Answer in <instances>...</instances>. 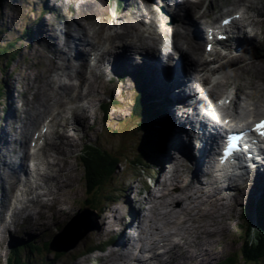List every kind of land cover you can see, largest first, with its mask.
I'll list each match as a JSON object with an SVG mask.
<instances>
[{"label":"bare ground","instance_id":"bare-ground-1","mask_svg":"<svg viewBox=\"0 0 264 264\" xmlns=\"http://www.w3.org/2000/svg\"><path fill=\"white\" fill-rule=\"evenodd\" d=\"M61 1L65 2V0ZM70 1H74L73 8L69 11L71 17L68 23L66 21L65 23L61 21L63 24L58 27H62L63 29L64 24L65 26H69L70 23L74 30L78 32V36L65 33V36L61 35V37H58L54 29L51 28L42 33L39 40L40 46L46 42L49 43L50 51L55 54V59L61 54V46L69 45V43L71 44L69 46L72 47V51L76 53L81 63L83 61L85 62L84 64H86V60L89 57V51H80L79 45L81 43L83 44V42H88L87 44L90 51L97 50L102 60L110 62L112 57L119 54V58H122V64L126 68L124 71H128L127 73H129V70L134 71L135 69L143 68L145 71L144 79L150 81L151 87L158 92L155 94H160L161 98L172 100L169 101V103L173 102L171 104L172 109L176 108L175 104L178 100H184L187 104L189 103V106L197 107L199 103H196L197 100L195 96L198 97L199 101L207 103V99L212 95H216L218 91L224 93L228 84H235L234 80H237L236 78L239 76H248L249 80H252L248 86L244 88L241 87V85L235 84V92L232 96H227V98H225V100L227 99L228 101L226 102V106L221 108L226 116L232 118V121L233 119L243 118V110L240 111V109H247L252 106L253 101V104H256L258 100L264 103L263 98L261 99L260 96H254L256 91L264 92V65L256 62L257 54H254L256 45L260 47L261 53H264V36L261 34L258 35L260 40L256 41L252 39L251 33L248 35L247 30L242 32L237 28V24H234L230 27V35L226 39L224 47L222 44H219V48L224 49L226 52L220 53L219 56L211 59L210 53L202 47V43L197 42L196 46L190 43L187 36V34L190 33L184 27L186 26L185 21H182V23L177 22V26H181L187 33L185 37H183L180 31L172 27L171 23H166L164 21V24L160 25L158 22L162 20H160L157 12L151 9L145 11L143 0H131L127 4L126 9L123 10L118 17H115V22L113 21V24L117 23L119 17H132L135 16V11H138L141 13L138 15L140 18L139 21L148 22L150 24L149 33L145 35L136 25L131 23L129 26L125 27V31L102 38L99 33L104 26V23H102L99 30L94 31V35L99 37L102 41L107 39L110 47L101 51L100 40L97 44L95 42H90L86 27L80 24V22L86 21L90 25H93V16L84 14L79 10L77 11V4H75V1L78 0ZM149 1H151L157 9L160 7L168 16L172 14L175 21H178L176 18H182L184 20L187 18L192 20L196 17L199 24H196V22L194 23V32L197 33L200 39L198 41H201L206 36L202 29H205L208 24L210 26L213 25V22L208 20L200 23L208 16V13L202 11L205 0H173L172 8L169 0ZM214 1L218 0H210V4L213 8L215 5ZM234 3L242 4L244 7L246 4V9L241 13L249 22V26L257 22L256 16L252 12L259 11V5L261 4V9L264 10V0H234ZM181 11H184V13ZM146 13L149 14L150 21H148ZM235 13H238L236 9L227 10L222 12L221 16L235 15ZM103 16L105 19L109 18L106 14ZM169 21L172 22L171 20ZM43 36L44 41L42 42ZM50 36L57 37L58 40H53ZM247 37L250 38L248 39ZM132 49H135L132 54H138L137 56H140L142 59L141 61L135 59L134 62V57L128 56V53ZM120 52H122V57ZM250 52L251 54L249 55ZM171 55L175 56L170 58ZM248 55L249 58L247 57ZM218 57L219 66H212L211 63L217 60ZM55 59L50 64V69L55 67ZM168 59L175 60L174 68L170 67L172 69H167L168 64L166 65L165 62ZM151 67L154 69H151ZM163 69H167L166 71L168 73L165 74L162 71ZM227 70H229L230 73H228ZM124 71L120 68L117 73L119 76L118 80L123 82L120 87L121 94L126 95L129 88L128 85L130 84H128L124 80V76L121 75ZM220 71H225L227 75L220 81L211 84L212 76H216ZM89 73L90 75L85 76L82 81H78L75 85V87H81L85 90L83 92L77 90V96L75 98V101L78 102L77 106L67 108L68 103L66 104L57 94L49 93L44 87H41L35 93L39 105V111L36 112V114L28 109L24 117H19L12 112L8 115L6 123L11 129H17L15 125L16 118L22 123L19 128L25 127V134L22 132L25 136V140L22 141L20 139L9 138L5 129H2L0 132V152L6 149L7 152L17 154L19 150L20 153L18 160L13 162L9 161L6 155L2 156L0 153V166L4 169V173L0 172V181L5 191V196L0 205V214H2V206L6 205L8 208V206L11 205L10 197L7 194V185L12 182L10 180L18 178V175H22L24 172L25 179H28V182L27 186L19 189L16 200L17 203L21 204L13 207L10 218L5 219L3 213L2 216L5 224L4 229L2 228L0 231L12 232L10 230L11 221L13 223H19L21 222L20 219H23L26 223V227L23 230L24 234L34 238V233L37 232L36 229L43 226L38 225L39 223L34 221L32 222V220L44 218L46 214L52 210L54 216L56 210L58 208L60 209L62 202L65 201V199H62V197L65 196V193L62 194V191L67 184L64 183L66 180L64 170H66L65 167L69 165L68 159L73 157L74 152H76L79 146L76 143L78 142L77 138L68 137L69 128L72 125L76 131H79V135L83 134V138H88L89 132L86 131L88 128L92 130L95 127V122L90 125L89 116L81 113L88 110V103L90 102L88 98L100 92L98 75L93 72V69H90ZM143 82L146 83L145 80ZM188 86L191 89V97L195 98V100H192L189 96L187 90ZM109 92L112 94L113 88H110ZM169 93L171 96H169ZM241 95H245V106L241 104ZM10 99L12 103L14 97L11 95ZM81 103L85 104L81 105ZM259 107L260 105L255 107V115L261 113ZM54 109L61 110L53 114L52 112ZM225 110H232V114L236 118L232 117L230 112ZM215 111L218 112V109ZM223 115L224 114H222L221 117H223ZM68 116H71L72 121L76 125H73V122H68ZM173 116L174 113L167 117L170 122V129H175L174 133H170L171 135L173 134L171 147L174 150L178 149L182 151L186 156H192L193 160L196 159V163L192 162V164L190 163L186 168L183 164L184 156L181 152L176 151L174 156L169 153L167 156H163V160L165 161L162 164L161 178L157 181L154 190L151 189L147 195L143 197L138 196L136 193L133 198L129 197L128 201L126 200L123 203L117 202L115 206L118 209L115 208L113 210L112 216L107 215L106 226L110 227V229H114L119 226V222H122L123 232L128 223V229H132V233H134V231L138 229L146 232V227L150 224L154 233L149 237L147 236L145 239L142 236V239H140L142 241H139L140 244L144 241H148L150 243L148 247L139 245L136 247L137 240L132 241V246H128V236L126 239H123L122 236H126L125 232H123L119 241L111 246V248L115 249L116 254L110 253L109 250L102 258L103 264H132V262L134 264H202L210 257H213L211 254L215 253L214 250L222 246L225 241L223 238L228 231L222 233L225 224H227L224 216L226 215V217H228L231 215V218H229L230 220H227L229 222L228 224H231L233 210L232 202L235 201L240 204L245 201L247 197L248 201L245 203V205H247L250 199H254L263 191L264 178L262 181L257 177L258 182L253 183L252 181L251 183V181H249L251 177L249 174L248 177L244 179V182H248L249 184L245 190L234 188L231 177L226 175L222 179L223 175L221 172H218L220 179H213L210 172L207 170L206 163L201 161L198 162L197 157L190 152L191 144L185 141L183 137L184 134L186 135V131L182 126L178 127L175 125ZM47 119H50L48 124H52V129H50L49 132L40 133L36 139V129ZM59 121L61 122V128L58 130ZM220 124L224 126L227 125L226 122H220ZM39 138H45V145L48 146L49 149L42 146L36 150V146L40 140ZM66 138H68V140ZM183 139L184 142L182 143ZM211 140L212 141L205 143L204 146L207 147V150H205V153L207 152L205 154V161L207 162H212L213 155L220 143L219 137L217 136L214 137V139L211 137ZM72 141H74V143H72ZM1 146L3 149H1ZM138 151L139 150H137V153ZM38 154H41L43 157H40ZM27 160L31 161L29 164H32L35 170H37L38 174L36 177L32 176V170L26 163ZM174 166L183 167L185 177L181 176L179 170L173 169ZM192 166H194V168ZM162 176H164V178H162ZM53 185L57 190L53 193V196L48 197L53 198V201L49 202L47 196L52 194ZM37 189L46 191L39 193ZM241 191L242 194L237 196L236 193ZM133 199H136L143 205L137 208ZM147 205L150 206L147 207ZM122 207L129 208V211H122ZM118 210L121 213L120 216ZM223 211H225V213ZM116 215L117 217L114 218ZM131 217L132 219L129 222L126 221ZM109 218L113 220L109 221ZM199 221H202V223L197 224ZM168 227H174L175 229L168 230ZM117 235H120L119 232ZM12 236L13 233H11V237ZM133 236L134 235L130 237ZM2 238L3 235H1V239ZM175 238L177 241H174ZM158 249L160 251L156 252ZM83 259H85L83 262L88 261L87 258ZM94 260H99V258L95 257ZM218 262L219 261L213 264Z\"/></svg>","mask_w":264,"mask_h":264},{"label":"rangeland","instance_id":"rangeland-1","mask_svg":"<svg viewBox=\"0 0 264 264\" xmlns=\"http://www.w3.org/2000/svg\"><path fill=\"white\" fill-rule=\"evenodd\" d=\"M38 2L40 1V5L43 4V2L41 0H37ZM46 1V3H48V5H45L46 7H49V11L48 14L46 15V17L42 16V18L39 20H37L34 24V20L30 17V16H24L22 17V13L24 11V9H21L20 12L18 10V5H21L22 2L21 0H0V48H2L1 50L3 51L4 49H9L10 47V43H12L14 45L13 49L11 50V52L7 55H3L1 56V61H0V87H1V95L2 97H0V124H1V128L2 125L4 123V119L7 116V111L11 110L12 108L14 109L15 112H20L23 113V111L26 109H30L34 114H36V112L39 111V105L37 102V96H36V91L43 86L47 92L52 93V94H57V96L59 98H61L63 101H65L66 103L70 102L67 105L71 107L72 101H75V98L77 96V90L80 91H85L83 88L81 87H75V85L77 84V82L82 81V79L88 75V71L89 66L92 67V69L94 70V72L96 73L98 71V64H99V56L96 54V52L94 50L89 51V62L86 64H80V60L79 58L77 59V56L74 57V54L70 53L71 51V46L66 45V46H61V54H59L56 59H55V54L53 52L50 51V46L49 43L46 42L44 44V46H40L39 45V40L41 38V34L44 33L46 30L48 31V29H54L56 35L59 37H61V35L63 36V32L62 33H58L61 32V30L57 29V26L61 25V21H65L68 23V19L67 17H69V11H71V9L73 8V2L74 1H70V0H65L61 1V0H43ZM48 1V2H47ZM131 0H126V3L130 2ZM30 4L35 5V0H29ZM210 0H205L204 2V7L203 9L210 12H214V14H218L219 13V6L220 7H230L233 5L234 0H218L215 1V6L213 9L211 5H209ZM75 4H77V11H81L84 14L93 16V20L92 23L93 25H90L88 22L86 21H82L80 22V24L84 27H86L87 32L89 34V41L90 42H95L96 44L99 41V37H97L96 35H94V31H98L99 28L101 27L102 23H104L103 28L101 29V31L99 32L101 34V36L106 37L107 34H110L113 32V29H109L108 27L111 26V28L113 27V21L115 22V17H113L112 15H110L109 11L113 12V10L110 9V7H106L104 4H106V2L104 0H78L75 1ZM125 4V2H124ZM29 4L26 3L24 7H27ZM107 5V4H106ZM243 6L239 5L238 8H241ZM35 8V7H33ZM40 8H43V6H40ZM157 10L154 6L152 7L151 4L149 2H147L145 4V9H153ZM104 9L107 10L108 16L109 18L105 19L104 18ZM263 12L261 13H256L253 12V14L257 17V21L258 20H263L264 19V10H262ZM120 12H118L116 14V16L119 15ZM36 14V11H34L33 16ZM66 14V15H65ZM69 14V15H68ZM135 15H140L141 13L138 11H135L134 13ZM166 14V13H165ZM164 14L163 11H160V15L159 16H164L163 20H165L166 22L169 21V19H167L166 15ZM146 16L149 17V15L146 13ZM18 17V18H17ZM40 18V17H37ZM139 19V17H138ZM137 18H130V19H123L120 18L118 20L119 24L122 23L123 25L129 26L128 24L133 23L134 25H136L138 27V29H140V31H142L144 34L146 33V29H148V22H141L139 21ZM105 21V22H104ZM33 23V28L32 29H28V27ZM161 24V23H159ZM105 25L107 26L105 28ZM254 28L257 32H262V36H264V21L262 23V29H261V25L260 24H254ZM115 29V28H114ZM64 33L66 34H72V35H77V31L74 30L73 26L70 25L69 26H65L63 29ZM181 33V32H180ZM24 34H26V36H23ZM29 34V36L32 37V42L29 43L28 40L30 38L27 37V35ZM48 34V33H47ZM183 35V33H181ZM49 36V35H48ZM78 36V35H77ZM76 36V37H77ZM51 39L53 40H58L57 37H51ZM44 41V36L42 37V42ZM33 44V45H32ZM70 44V43H69ZM35 45V46H34ZM43 45V44H42ZM71 45V44H70ZM36 48H34V47ZM39 46V47H38ZM80 47V51L82 52H86L87 51V43L83 44L81 43L79 45ZM263 47H264V43H263ZM69 49V51H68ZM259 48L255 49V52L257 53V57H256V62L263 64L264 65V53H261L260 50H258ZM78 51V52H80ZM51 52V53H50ZM14 53V61L13 63H11V65L7 66V59L9 57H12ZM81 53V52H80ZM1 55V52H0ZM43 55V56H42ZM214 57V56H213ZM210 57V58H213ZM51 58H52V62L55 59V67L53 69H50V64L51 62ZM11 60V59H10ZM9 60V62H10ZM90 63V65H89ZM6 64V66H5ZM214 65H218V63L214 64ZM90 67V68H91ZM132 70V69H131ZM226 76L224 74V72L222 71V73L218 74L216 78L212 79V82H216L219 80L220 77ZM103 82L105 81L104 79H102ZM252 80V79H251ZM249 80L248 76H242V77H238L237 80H235L236 84H241L242 86H247L248 82L251 81ZM130 82L133 84L130 87L129 93L127 95L128 100L131 102L132 104V92L134 90L135 86H138L137 84L134 83V81L132 80V78H130ZM10 83V84H9ZM97 84V81H96ZM8 85H9V91H12V87H13V97H14V101H12L9 98V92H8ZM27 87H30V91L28 92L27 96L24 95V91L27 90ZM15 88L17 89H21L22 94L21 97H19L18 95V90H15ZM229 91H233L234 87L233 86H229ZM20 93V92H19ZM260 96V98L264 99V92H255L254 96ZM222 96V95H221ZM25 97V98H24ZM108 97V95L106 96ZM217 97V96H216ZM101 97H97L94 94L92 96H90L88 98V100H90L89 107L88 110L84 111L83 114L86 115H90V119L92 120H96V116L95 114H98V107H99V101H100ZM104 101H106V98H104ZM212 101H216V99H213ZM254 103V101H253ZM244 104V103H242ZM258 105H260L259 109L261 110L262 114H258L257 119H260L262 117H264V103L263 102H256V104H254V109H252L251 114H255V107H257ZM20 109V111L17 109ZM116 109L113 108L112 110ZM120 109L124 110L123 107H121ZM61 110V109H56V111ZM111 110V111H112ZM110 111V113H111ZM225 111H232V110H225ZM123 112L129 114L130 112V107L126 110H124ZM114 114H116L118 116L117 112H114ZM113 115V112H112ZM247 119V118H246ZM116 120H120L119 122L115 123L112 122L111 123V127L110 128H106V124H109V121H103L101 123H99L97 120L95 122V127L89 131V137L87 138V140L83 141V135H79V131H76L75 129H73V127L69 128L68 131V137H72V138H77L78 142L77 145H79L76 154L74 155V157H71L70 159H68V164L65 168V187L64 190L62 191V194L65 193V196L62 197V199H65V201L62 202V206L61 208L57 209L55 212V215L53 216L54 219H56L58 222L61 221L62 217L65 216L63 218V220L61 221L60 224L56 225L55 227H53V225H55L54 220L49 219H44V218H40L37 220H32V222H36L39 224H43L46 226L40 227L41 229L38 230V233L42 234L45 232V229L48 228L47 226H49L52 230V228H54V230L52 231V234L56 232V230L61 227L64 226L65 222H68L69 220H71V218L76 214L77 209L79 208L80 205V201H82L83 198H88V191H87V183L89 179L88 177V170H87V164H86V159L87 154L83 155L81 153L82 148L84 147L85 144L88 143H94L95 145H98L99 147L102 148V150H104L103 152L107 151V152H113L114 154L120 156V154L122 153V163L120 165V170H119V177L120 179L117 181L118 177H117V173H116V183L119 184L121 178L123 176H130V171L133 172L132 168L130 165H124V160L125 158H132L133 157V151L137 148H139L141 140L143 139L142 135L143 132H136L134 131L132 128L134 127V125L132 124L131 119L127 120V123L123 124V119H114ZM134 121V119H133ZM246 121V120H245ZM245 121L239 122V124H244ZM60 122V121H59ZM72 121L70 120V123ZM135 122V121H134ZM117 125L118 129L116 131L113 132V126ZM47 124V123H44ZM44 124L42 125L41 128H43ZM22 124H20L21 126ZM75 125V124H74ZM40 128V129H41ZM59 128V127H58ZM17 130H19V133L24 132L25 134V127L22 128H18ZM24 134H16V133H12V138H18L22 141L25 140V136ZM117 134V135H115ZM68 140V138H66ZM71 142V141H70ZM126 142L128 143L131 151L129 150V148H126ZM184 142V139L182 140V143ZM72 143H74V141H72ZM143 147V146H142ZM124 150V151H123ZM4 151L8 154V160H11L15 158V154L11 153V152H7L6 149H4ZM76 157V158H75ZM187 163V162H186ZM67 171V172H66ZM134 174V173H133ZM135 180H137L139 175H135ZM14 180V179H13ZM13 180H10L13 182ZM87 181V182H86ZM127 182H130L129 180H127ZM14 183V182H13ZM79 183V184H78ZM76 185H78V187H76ZM16 186V183L13 185ZM13 186L10 188V191H12ZM80 188V189H78ZM53 190L56 191V188L53 187ZM114 190V189H112ZM122 191H123V195L124 197L122 199H120V203H123L124 201H128L129 197H130V192L133 191L132 187H127V186H123L122 187ZM116 192V191H115ZM136 193H134L135 196ZM242 194L241 192L236 193L237 196H240ZM117 193L115 194V197ZM147 195V194H146ZM145 195V196H146ZM133 198V197H132ZM244 199V198H243ZM75 201V202H74ZM248 201V198H245V201H243L242 203L245 204ZM111 203V202H110ZM105 204V209L107 210V214H105V216L100 215V228H99V218L97 219L96 223L98 225V231H93L92 234H88L86 235L83 240H81V242L78 244V246L71 250L68 251L66 253H62L61 257H60V262L59 264H69V253H70V258L72 259L71 262H73L74 264L76 263H81L83 262V258H87L88 261L83 262V264H94L89 262L90 260H93L96 256H99L102 254V256H104L106 254V252L104 253H100V252H94V253H89V254H84L82 253L80 256L77 255V253H79L82 250H86L87 248L91 247V246H97L100 243L105 242L106 240L109 239V235L106 234H116L119 232L120 236L123 235L122 232V222H119V226L114 228V229H110V227H106L107 225V215H113V210L116 208L118 209L115 205L116 203L112 202L111 204ZM119 206V204H118ZM138 206V205H136ZM12 207V206H11ZM11 207L7 208V210H4V218H9V214L8 211H10ZM69 210V211H68ZM122 210V208H121ZM123 210H125L123 208ZM111 211V212H110ZM119 211V210H118ZM163 211V210H162ZM68 213V215H67ZM47 215H50L49 213ZM121 215L120 211H119V216ZM234 215H235V219L233 220L232 224H228L229 222L227 220H230L229 218H231V215H229L228 217H226L225 221L227 224H225L224 230L222 231V233H227L224 235L225 241L223 242V245L220 246L219 248H216L214 251L215 253L211 254L213 257H210L209 259H207L206 261H204L202 264H213L217 261L222 260L223 258L226 259V254L233 255L235 256V258H238L239 260H242V258L239 257L242 248L244 247L245 241L241 240V241H237L236 243H239L238 246H240V248L238 249V251H235V249L232 248V246H234L235 240L232 241L231 239H240V233L243 230V228L245 227L244 223H241L242 228L240 227H235L236 225V221H242L245 222L244 219H241L239 216V210L238 208H236L234 210ZM118 216V217H119ZM116 216H114V218H116ZM97 218V217H96ZM113 220L111 218H109V221ZM3 218L2 220H0V227H3L5 223H3ZM202 221H199L197 224H201ZM231 223V222H230ZM109 224V223H108ZM60 225V226H59ZM24 224H22V219L21 222L19 223H12L11 221V231L12 232H4L3 234V238L4 240L1 241L0 240V264H4V256H5V248L4 245L5 240L7 238H11V233L16 232L19 233L21 232V229L23 228ZM96 228V229H97ZM4 229V228H3ZM49 229V228H48ZM175 228L173 227H168V230H174ZM185 229V228H184ZM44 230V231H43ZM189 230V229H186ZM47 231V230H46ZM50 230H48L49 233ZM136 232V233H135ZM37 233V234H38ZM142 234V236L144 237V239L148 236L153 235V230L151 229V225L148 224V226L146 227V232H143L142 230L138 229L134 231V236L130 237L128 236H122L123 239L128 240V246H132V241H142L140 239H142V237L139 236ZM36 234V235H37ZM138 234V238H136V235ZM29 236V235H28ZM103 236V237H102ZM15 238V236H13ZM263 237V236H262ZM47 237H44L43 239H39L37 240V244L39 241H43L46 242L47 240H49L51 238V236L46 239ZM119 241V239L116 240L115 243H117ZM4 242V243H3ZM148 241H144L142 244H147ZM234 242V243H233ZM4 244V245H3ZM75 250V251H74ZM110 253L112 254H116L115 249L111 248L110 249ZM127 253V252H124ZM47 256L48 258H50L53 255V252H50V250H48L47 248L45 250H42V254L40 255L41 258H43L44 256ZM77 255V258L75 260V257ZM35 256H38L37 254H35ZM99 259H101L102 257H98ZM54 259V257L52 258ZM224 259V260H225ZM52 261V260H51ZM223 262V261H222ZM71 263V264H73ZM52 264V263H51ZM201 264V263H199ZM238 264H245L244 262L238 263ZM250 264H258L257 262L254 263H250Z\"/></svg>","mask_w":264,"mask_h":264},{"label":"trees","instance_id":"trees-1","mask_svg":"<svg viewBox=\"0 0 264 264\" xmlns=\"http://www.w3.org/2000/svg\"><path fill=\"white\" fill-rule=\"evenodd\" d=\"M3 54H7L8 51H3ZM14 57L11 59V63H13ZM143 93L140 92L137 97V107L136 109V115L139 117L141 127L143 129V139H144V146L138 151V157L134 161L138 165H144L148 161L149 156L152 154L154 150V140H152V127H153V117L151 116V113L147 111V108L144 104L143 100ZM100 149L96 147H90L89 153L87 154L86 164H87V170H88V199L86 202L82 203V208L84 205H88V207L92 208L97 214H100L105 209L106 202L110 201L114 193H110L105 189V185L107 184V180L110 177L111 174L114 173L117 166V161H111L109 162L111 158V153L107 152H101ZM152 151V152H151ZM111 154V155H110ZM110 156V157H109ZM117 202H120L117 200ZM116 202V203H117ZM85 207H83L84 209ZM108 210V209H107ZM261 230H263V227H261ZM264 232V230H263ZM253 251V250H252ZM245 261H258L262 259V255L259 254H242L241 256ZM231 261L235 260V256H230L229 258ZM221 261V260H220ZM219 261V262H220ZM9 264H18L16 260L10 262Z\"/></svg>","mask_w":264,"mask_h":264},{"label":"water","instance_id":"water-1","mask_svg":"<svg viewBox=\"0 0 264 264\" xmlns=\"http://www.w3.org/2000/svg\"><path fill=\"white\" fill-rule=\"evenodd\" d=\"M107 8L110 7L113 12L109 11L110 15L116 17L118 12L124 9L117 5L118 0H104ZM105 14L108 16L107 10L104 9ZM109 17V16H108ZM94 230V224H86L72 221L68 226L55 238L53 245L56 250L69 251L75 249L83 238ZM57 245V246H56Z\"/></svg>","mask_w":264,"mask_h":264},{"label":"snow or ice","instance_id":"snow-or-ice-1","mask_svg":"<svg viewBox=\"0 0 264 264\" xmlns=\"http://www.w3.org/2000/svg\"><path fill=\"white\" fill-rule=\"evenodd\" d=\"M224 24H228L229 20H224ZM226 101H220V103H224ZM252 132L256 133L261 138H264V120L258 122L252 129ZM243 133L240 134H228L226 137L227 145L224 148L223 155L221 156V163L225 162V159L235 153L240 151L239 141L242 139ZM247 146L245 145V148Z\"/></svg>","mask_w":264,"mask_h":264}]
</instances>
